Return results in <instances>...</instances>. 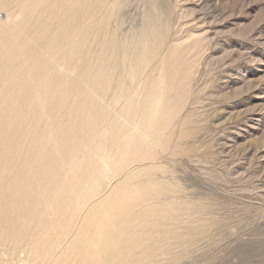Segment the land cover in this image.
<instances>
[{
	"label": "bare ground",
	"instance_id": "1",
	"mask_svg": "<svg viewBox=\"0 0 264 264\" xmlns=\"http://www.w3.org/2000/svg\"><path fill=\"white\" fill-rule=\"evenodd\" d=\"M127 1L0 0V248L23 264H196L226 224L172 177L205 160L199 97L168 101L197 62L175 5L126 32Z\"/></svg>",
	"mask_w": 264,
	"mask_h": 264
},
{
	"label": "rangeland",
	"instance_id": "2",
	"mask_svg": "<svg viewBox=\"0 0 264 264\" xmlns=\"http://www.w3.org/2000/svg\"><path fill=\"white\" fill-rule=\"evenodd\" d=\"M169 1L179 67L197 62L168 101L182 110L199 97L191 115L201 124L189 147L206 160L180 156L172 177L195 202L213 200L214 216L226 223L215 231L216 244L201 245L209 250L196 264H264V0ZM146 11L143 0L125 2L124 30L136 28ZM6 15L1 9L0 18ZM1 252L0 264H23Z\"/></svg>",
	"mask_w": 264,
	"mask_h": 264
}]
</instances>
